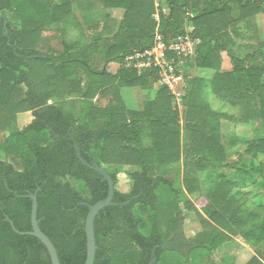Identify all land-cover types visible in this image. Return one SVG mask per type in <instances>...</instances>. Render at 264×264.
Returning <instances> with one entry per match:
<instances>
[{
  "label": "trees",
  "instance_id": "1",
  "mask_svg": "<svg viewBox=\"0 0 264 264\" xmlns=\"http://www.w3.org/2000/svg\"><path fill=\"white\" fill-rule=\"evenodd\" d=\"M80 1L0 0V264H51L45 246L24 235L31 231L28 196L35 193L38 227L59 263H85L88 207L108 194L95 165L111 177L114 196L94 220L93 264H199L233 238L254 250L245 264H263L264 206L250 209L230 192L264 175V39L254 24L264 0H165L167 13L157 11L154 0H100L104 9L122 11L120 21L105 15L102 25L87 14L78 22L73 6ZM187 26L200 42L184 65L185 78L195 75L178 108L168 88L158 85L157 70L138 71L124 60L150 49L156 33L169 41ZM60 27L56 52L43 34ZM72 27L93 34L71 43L64 36ZM243 34L254 43L239 47ZM221 53L229 72H220ZM122 88L147 94L141 110L123 106ZM207 94L235 114L212 110ZM28 113L31 122L13 130L17 117ZM222 120L233 129L250 125L252 138L233 142L222 134ZM233 146L240 150L230 154ZM181 161L187 194L199 190V172L218 171L201 213L185 200L182 213L177 169L162 171ZM120 174L129 179L127 193L117 189ZM191 214L200 226L186 235Z\"/></svg>",
  "mask_w": 264,
  "mask_h": 264
},
{
  "label": "rangeland",
  "instance_id": "2",
  "mask_svg": "<svg viewBox=\"0 0 264 264\" xmlns=\"http://www.w3.org/2000/svg\"><path fill=\"white\" fill-rule=\"evenodd\" d=\"M59 2L60 0H55V2ZM158 9H161V6L163 5L164 1L163 0H158ZM165 8V7H164ZM166 11V10H164ZM109 13H107L106 9L103 8L102 3L100 0H82L80 2H78L77 5L73 6V14L74 17H76V19L78 20L79 23L82 24V17L87 14L89 15V17L91 18V20L93 19L94 21L98 22V20L101 22L102 18L105 15H108L109 18L107 19V21H115L116 23L121 19L122 17V12L120 10H112V11H108ZM168 12V10L166 11V13ZM4 15L6 16L7 20L9 21V23H11V26L13 28H16V24L13 22L14 20L12 19L11 15L9 13H4ZM103 22L100 23V25H102ZM255 30H257L260 34L261 37L264 39V14L257 16L255 18ZM99 25V27H100ZM98 27V28H99ZM242 29V28H239ZM61 31H58L54 28L52 29H48L43 36L46 39V43L49 44V46H51L50 48L55 49L56 52H60L61 48L58 46L57 42H56V38L58 37V35L61 34V32L63 31L60 27ZM68 31V32H67ZM65 36L64 38L71 43H78L81 41H86L87 39H89L93 32H87L83 29H77V28H70L65 30ZM243 33V30H242ZM238 46L242 47V46H246L249 44H252L254 42H251L250 40H248L245 35H239V37L237 38ZM48 46V45H46ZM43 50H45V47L43 48ZM227 60V58H226ZM228 61V60H227ZM184 67L181 70V72L183 73V81L181 85L180 84H172V89L170 90L168 88V90L171 92L172 91L175 92L177 95L180 93L177 89L176 86H179L181 88V86L183 85H187L188 83V79L192 78L195 74L191 73L189 76H187L188 78L184 77ZM108 70L110 72H115L116 69L114 67V65H109L108 66ZM208 73H210L209 71H206ZM185 93V91H184ZM173 95V94H172ZM182 95H183V91H182ZM119 97L121 99V102L123 104V106L127 109H133V110H141L143 108V103L148 99V96L146 93H143L140 89L138 88H122L119 91ZM174 97V96H173ZM179 97V95H178ZM176 96L174 97L175 100ZM101 105H104L107 103V101H102ZM221 103V102H220ZM176 104V102H175ZM177 105V104H176ZM178 107V106H177ZM179 108V107H178ZM216 111L220 112V113H225L227 115H234L235 114V110L227 107V106H223V107H219L216 106L215 107ZM132 111V110H131ZM32 120V116L31 114H22L19 115L17 117V121L16 123L13 125V130H20L21 128L25 127L26 125H28ZM221 131L226 135L228 134H240V136L242 135H246L251 138L253 135V128L252 127H242V126H238L235 129L232 128V123L230 121L227 120H222L221 123ZM252 135H251V134ZM183 136V135H182ZM262 158V157H260ZM4 156L2 154H0V160H4ZM180 163L178 165H172L170 166V168H167L166 170H163V172L165 173H170L171 171L177 169V172L175 174L176 177V187L179 188L182 192V200L180 202V208L182 210L183 214H186V209L184 208L183 204V200L185 201H189L188 197L186 196V194L184 193L183 190V183L181 181V168H180ZM208 171L213 170L214 172L208 174H203L201 177V179H203V183L205 184H209L212 181L211 179H214L215 174H216V170L211 169V168H207ZM173 175V173H170V175ZM207 175V177H206ZM209 177H211V179H209ZM209 182V183H208ZM130 188V183H129V179L125 174H120L118 176V184H117V189L120 192L123 193H127L129 191ZM237 193V194H236ZM240 194L243 196L242 199H244L245 201H251V203H253L255 205L256 202H252L253 199H255L256 201H259V203L261 205H264V203H261L262 201H264V175L259 177L257 179V182L252 185V186H248L245 188H241V189H237V191L233 194L237 197V195ZM248 207V206H246ZM188 217V215H187ZM194 218V217H193ZM187 218L184 221V228H185V232L187 233L186 235H189L191 233V230H195L189 222L186 221ZM191 224H194L196 226H200L198 221H196L195 219L193 221H191ZM165 237L169 236V232L167 230H165ZM239 239V238H238ZM234 242V241H233ZM240 242H243L240 239ZM260 250H262V247H260ZM254 251V250H253ZM250 258V255L248 254V252L246 250L243 249L242 246H240L239 243L237 244H233L231 242L227 243L224 247H222L215 255H210L208 253H205V255L197 262L199 264H235V263H246L248 261V259Z\"/></svg>",
  "mask_w": 264,
  "mask_h": 264
},
{
  "label": "built area",
  "instance_id": "3",
  "mask_svg": "<svg viewBox=\"0 0 264 264\" xmlns=\"http://www.w3.org/2000/svg\"><path fill=\"white\" fill-rule=\"evenodd\" d=\"M162 11V10H161ZM163 12V11H162ZM158 20V15H156ZM192 29H187L185 34L177 35L169 41H164L159 33L155 34L153 46L145 51L135 52L124 60L125 67H131L138 71L155 69L158 71V85L172 89V84H180L183 81V69L185 63L196 55L199 39L190 35ZM186 86L182 85L178 95L172 91L176 104L180 107L182 91Z\"/></svg>",
  "mask_w": 264,
  "mask_h": 264
},
{
  "label": "crops",
  "instance_id": "4",
  "mask_svg": "<svg viewBox=\"0 0 264 264\" xmlns=\"http://www.w3.org/2000/svg\"><path fill=\"white\" fill-rule=\"evenodd\" d=\"M164 1V0H163ZM158 0H154V3H155V8H156V10L158 11L159 9H158ZM165 5H164V3H163V5L161 6V10L163 11V13H166V11H167V7H165ZM164 10H166V11H164ZM107 11V13H109L108 11H112V10H106ZM121 11V10H120ZM122 12V11H121ZM122 18V17H121ZM120 21V20H119ZM186 29H191V27L190 26H187L186 27ZM238 41H237V45H238ZM243 47V46H242ZM244 52H242L241 54H243ZM226 58H227V60H226ZM221 59H222V62H221V68H220V72H229V71H231V64H230V61H229V58L227 57V55L225 54V53H221ZM210 72V71H209ZM211 73L212 72H210V73H208V72H202L201 74L202 75H204L205 77H210L211 76ZM176 89L180 92V87L179 86H176ZM183 96V95H182ZM181 96V97H182ZM204 101L206 102V103H208L209 104V106L211 107V109L212 110H214V111H216V109H215V107L216 106H221V107H223V106H227L226 104H224V103H220V101L219 100H217L213 95H211V94H207V95H205V98H204ZM176 102V101H175ZM144 104V103H143ZM227 107H229V106H227ZM230 108V107H229ZM128 110H129V108H127ZM130 110H132V111H135V110H133V109H130ZM216 112H218V111H216ZM220 113V112H219ZM222 123V122H221ZM222 126V125H221ZM242 127H244V128H246V127H251L250 125H244V126H242ZM222 132V131H221ZM222 134L223 135H225L223 132H222ZM251 134V133H250ZM247 135V134H246ZM244 136V135H242V136H240V134L238 135V134H228L227 136H230V140H231V138H235L234 140H233V142H238V139H251L250 137H249V135L248 136ZM252 135V134H251ZM253 136V135H252ZM184 136H181V145H183V143H184ZM229 149V153L230 154H233V152H235L237 149H239L240 150V148L238 147V146H233V147H230V148H228ZM180 168H181V181H182V176H183V172H184V169L186 170L187 168H185V166L182 164V161L180 162ZM172 166V165H171ZM167 168H170V166H167V167H164V168H162V171L163 170H166L167 171ZM188 169H190V167H188ZM212 172H214L213 170H210V171H208V169H205V170H203V171H201V172H199L198 173V178H199V190L198 191H196V192H194L193 194H187L185 191H184V193L186 194V196L188 197V200L194 205V207L201 213V208L203 207V206H205L206 205V198H205V195L207 196V194L209 193V191H210V189H211V187L212 186H214L216 183H217V176H218V171H216V174H215V177H214V179H211V177H209V179H211L212 181L210 182V185L209 184H205V183H203V179H201L202 177V175L203 174H210V173H212ZM206 177H207V175H206ZM209 183V182H208ZM237 191V189H232L231 190V192H230V196L231 195H233L235 192ZM237 194V193H236ZM243 198V196L242 195H240V194H238L237 195V199H239V202H241V203H243V204H245V206H248V208H253V207H255V206H257V205H260V206H264V205H261L260 203H259V201H256L255 199H253L252 200V202H256L255 203V205L253 204V203H251V201H245L244 199H242ZM261 203H264V201H262ZM192 219H193V214H191L190 216H188L187 217V222H189L190 223V225L194 228V229H196V228H198L196 225H194V224H191V221H192ZM191 230V235H193V233H194V230H192V229H190ZM185 234H187L186 232H185ZM234 241V242H233ZM231 243H233V244H237V243H239L240 244V246H242L243 247V249L244 250H246L247 252H248V254L250 255V258L254 255V251H253V249L252 248H250L248 245H246V244H244L243 242H240V239H237V238H233V240L231 241ZM224 247V246H223ZM249 258V259H250ZM248 259V260H249ZM235 264H239V263H235ZM242 264H245V263H242ZM264 264V263H263Z\"/></svg>",
  "mask_w": 264,
  "mask_h": 264
},
{
  "label": "water",
  "instance_id": "5",
  "mask_svg": "<svg viewBox=\"0 0 264 264\" xmlns=\"http://www.w3.org/2000/svg\"><path fill=\"white\" fill-rule=\"evenodd\" d=\"M6 26V21L4 22V28ZM91 169L95 172H97L99 175H101L104 180H106L108 184V194L105 200L99 201L95 203L93 206L88 207V213L85 219L84 224V232L86 237V260L84 264H93L95 259V253H96V241L94 236V220L98 216L99 212L103 209L109 207L112 205V200L114 196V184L111 179V177L102 169H100L98 166H93ZM28 198L32 202L31 206V215H30V225H31V231L24 233V235L32 236L39 240L47 249L51 264H60L57 256V252L51 243V241L48 239L47 236H45L38 227L37 222V200H36V193L34 195H29ZM22 234V233H19Z\"/></svg>",
  "mask_w": 264,
  "mask_h": 264
}]
</instances>
